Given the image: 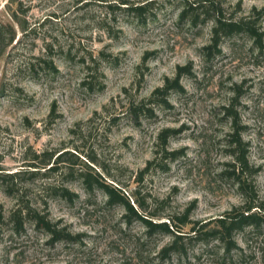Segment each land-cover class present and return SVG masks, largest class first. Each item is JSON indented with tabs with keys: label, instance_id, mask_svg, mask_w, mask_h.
I'll return each instance as SVG.
<instances>
[{
	"label": "rangeland",
	"instance_id": "374dc122",
	"mask_svg": "<svg viewBox=\"0 0 264 264\" xmlns=\"http://www.w3.org/2000/svg\"><path fill=\"white\" fill-rule=\"evenodd\" d=\"M219 3L225 18L254 20L264 32V17L255 15L264 0ZM143 4L141 16L126 9ZM182 7V0H0V171L24 172L16 191L0 181V264H264V223L259 233H234L236 247L225 257L217 239L187 237L193 224L181 228L179 249L164 252L172 235H150L139 220L126 222L121 204H107L104 186L155 221L193 203L190 222L204 232L217 228V219L245 201L229 175L228 107L257 170L243 178L264 200V38L223 39L207 60L201 49L212 21H179ZM188 65L183 92H169L166 106L150 105L152 115L138 123L124 113ZM166 128L179 130L166 145L182 151L175 159H162L157 135ZM52 150L79 157L55 175H32V153ZM91 159L103 187L87 190L82 174L92 175L85 167ZM23 204L71 239L51 241L32 216L17 229L10 213Z\"/></svg>",
	"mask_w": 264,
	"mask_h": 264
},
{
	"label": "trees",
	"instance_id": "16d2710c",
	"mask_svg": "<svg viewBox=\"0 0 264 264\" xmlns=\"http://www.w3.org/2000/svg\"><path fill=\"white\" fill-rule=\"evenodd\" d=\"M183 7L178 14L179 21H185L190 26H196L200 22H206L209 19L212 21V27L210 31L209 43L201 49L203 55L206 59H211L216 53H219V44L223 39L233 37L236 35L244 34L251 36L254 44H261L264 38V32H259L255 26L254 20L251 19H227L224 16V9L221 7L219 0H182ZM147 5H136L128 6L126 9L131 12H135L139 16L143 14L146 10ZM255 12V11H254ZM256 18L264 17V6L255 12ZM151 53H146L143 56V62L148 59ZM190 66L178 67L174 78L165 79L162 86L155 88L153 92L147 98H142L139 101L132 100L128 103L125 108L124 113L131 117V119L138 123L139 119L143 115H152V110L150 105H160L166 106L167 94L171 91L183 92L180 85V77L182 75L189 74ZM236 91V94L239 93ZM237 98H235L236 100ZM229 115L232 123V130L229 133V155L232 157V168L229 175L237 179L238 189L244 196V204L238 208H233L229 212L225 213L221 218L217 219V228L210 231H202V228L195 227L196 224L190 222L189 214L191 212L194 204H190L189 207L185 208L180 214L173 217L168 216L166 221H155L151 217L142 215L138 212L136 208L130 203V201L123 195L121 190L115 188L103 187V184L94 177L97 176L93 170L94 160L91 162L87 161L89 164H85V167L89 172H93L92 175L82 174L83 183L87 190H91L94 185L97 187H103L107 193V204H121L125 209L124 218L127 223H130L132 219H137L142 222L147 230V233L152 235L158 232L167 233L173 236V242L166 246L162 251L172 252L176 251L181 247V241L183 240V235L180 234L181 228L185 225L193 224L190 228V235L187 236L189 239H205L214 238L222 243L223 247L222 256L225 257L231 251V249L236 247V244L232 241V236L237 231H241L244 228H251L252 231L258 232L261 225L264 223V200H259L256 192L253 188L252 182L247 181L243 178L244 175L253 177L256 173V169L249 165L247 161L246 143L242 140L241 131L242 128L238 126V117L235 112H233L232 107L225 109ZM55 106L51 107L48 117L52 118L55 114ZM179 133V130L173 128H166L159 132L157 135V140L161 144L162 159H175L182 154V151H168L166 150L167 141L169 138L174 137ZM66 151H42L39 154L32 153V161L28 164L26 168L31 171L32 175L40 173L43 170L44 174L55 175L60 170L63 169L65 161L68 158L74 157L78 159V153L76 154ZM154 161V160H153ZM152 164L151 161L147 163V167ZM67 167V166H66ZM69 170V168H68ZM26 171L25 173H28ZM22 171H17L12 174H4L0 171V181L7 185L9 188L8 193L12 189H15V181L18 180ZM8 183H10L8 185ZM57 192L55 188L52 189ZM62 197L66 196L70 200L72 194L67 189L60 190ZM137 206L141 203L135 200ZM26 205V206H24ZM141 207V206H140ZM154 215L155 218L159 217L157 214ZM33 217L32 221L36 228L42 227L48 232L51 241H57L65 237L71 239V235H68L64 229L57 230V226L50 223L45 214H39L35 209L30 208L29 205L23 204V206L18 207L17 210L10 213V219L14 221L16 227H22L23 220L27 217ZM1 221V216H0ZM259 233V232H258ZM75 237V236H73Z\"/></svg>",
	"mask_w": 264,
	"mask_h": 264
}]
</instances>
